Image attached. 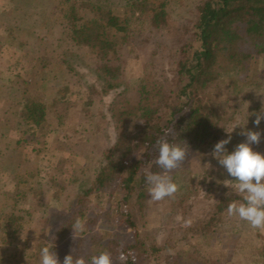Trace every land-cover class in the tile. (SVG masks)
<instances>
[{"label":"rangeland","instance_id":"obj_1","mask_svg":"<svg viewBox=\"0 0 264 264\" xmlns=\"http://www.w3.org/2000/svg\"><path fill=\"white\" fill-rule=\"evenodd\" d=\"M38 1L0 0V133L9 130L7 137L0 142V227L9 224L7 222L11 209L15 217H22L21 220H16L17 223L15 220L12 223L13 228L21 225L17 235L7 238L5 242L4 234H0V241L12 242L9 245L0 243V259L5 261L8 256L17 254V260L24 264H40V254L37 252L43 248L48 235L47 232L40 231L45 227V213L58 210L63 219H68L72 214V195L83 182L92 180L101 166V147L105 143L112 145L117 136L127 135L136 125L131 116H119V113L116 115L108 110L111 99L114 100L111 107L118 111H123L121 100L125 102L128 99L137 103L138 89L149 86L147 78L163 85L165 97L171 94L166 82L170 77V60L165 54L162 57H151L153 42L164 41L168 47L177 50V46L172 44V30L182 22L183 17L198 0H167L169 25L159 32L149 27V14L138 10L131 12L124 6V0H102L106 8L118 15L126 14L130 18L134 35L131 44L121 48L123 81L129 87V93L120 98L111 95L101 101L98 97H91L85 87V84L94 83V75L81 60L89 58L88 51L69 44L66 46L71 52L59 54L55 47L57 43H54L60 37L57 27H53V23L49 26L48 17L43 14L36 15L33 19L32 24L39 20L42 24L35 26V35L31 37V22H23L19 15L32 12ZM18 30L30 34L21 35L22 32H17ZM37 58L50 64V71L36 73ZM62 60L74 64L78 75L68 74ZM261 65L264 68L261 57L252 60L250 65L220 61L218 71L222 84L213 89V93L215 100L224 98L226 106L222 107L218 118V139L209 141V145L188 150L184 164L177 169L179 172L175 173L174 170L170 174L172 179L179 174L176 183L179 191L174 198L154 202L148 194L144 209L139 210L138 206H133V198L125 201L123 191L109 187L90 197V210L86 212V219L90 222L85 225L89 226L93 214L97 215L95 231L109 232L115 239H119L123 247L135 243L133 230L125 223L128 219L126 212L131 213L130 220L134 222L140 239L148 249L155 241L166 243L174 233L173 247L164 252L155 264H174L165 260L169 255L177 257L175 264H186L187 253L193 248L197 251L195 257L200 264H203V260L205 264H264V231L252 229L250 226L246 231H239L237 228L223 229L224 227H215L211 218L209 228L200 231L198 235L190 234L188 228L183 226L188 220L206 219L215 204V189L222 183L225 186L223 180L230 177L212 155L214 146L230 136V143L225 147L231 154L238 144L246 141L233 132V125L237 119H241V113L237 114L239 110L233 105L234 100L228 98L229 81L238 79L237 83L241 85L246 81L248 76L243 78L247 74L258 76L260 73L256 75L254 72H259ZM42 77L47 79L46 83ZM261 78L264 85V76ZM81 79L85 81L84 84ZM55 93L61 99L48 106L49 129L44 127L39 131L24 123L22 132L16 128L14 121L21 119L15 114H9V111L19 109L27 97L50 104ZM175 96V93L171 94L170 103L172 100L176 102ZM238 97L239 100L241 96ZM88 100L93 104L85 106ZM258 100L259 107L254 106L255 111L250 113L253 121L251 127H258V132L264 133V119L259 126L254 124L255 114L264 109V93L259 95ZM163 103L165 111V99ZM224 110L226 115L221 117ZM58 115L60 119L56 118ZM244 123L242 127L247 129V121ZM13 142H18V145L13 147ZM7 143L9 146H6ZM251 147L256 145L252 144ZM26 179L30 187L33 184V189L31 188L26 197H21L17 193L22 189L16 190L17 185ZM208 187L214 190L208 191ZM161 234L163 238L158 239ZM121 255L117 256V264H124L125 260H120Z\"/></svg>","mask_w":264,"mask_h":264},{"label":"trees","instance_id":"obj_2","mask_svg":"<svg viewBox=\"0 0 264 264\" xmlns=\"http://www.w3.org/2000/svg\"><path fill=\"white\" fill-rule=\"evenodd\" d=\"M124 1V6L131 12L138 10L149 14V27L154 31L159 32L169 25L167 0ZM102 2V0H39L35 3V9L32 12L19 15L23 22H31V24L36 15L43 14L48 17L49 26L53 23V27H57L60 36L54 41L57 43L55 47L59 50V54L65 55L71 52L66 46L69 44L88 51L89 58L81 60L94 75V83L85 84V87L91 97H98L100 101L111 95L120 98L129 93V87L123 81L121 48L131 44L134 35L130 27V18L126 14L114 13ZM125 13L128 12L125 11ZM172 32L174 34L172 44L177 46V50L168 47L164 41H154L151 57H162L165 54L169 58L170 77L166 79V82L171 90L169 93H175L176 102L172 100L170 103L171 94L165 97L163 85L148 78L149 86L141 87L137 91V103L128 99L125 102L121 100L123 111L112 108L114 100L111 99L108 110L115 112L116 115L119 113V116L121 114L131 116L136 125L127 135L117 136L112 145L105 143L104 147H101V166L95 177L88 182H83L72 195V214L68 219H63L58 210L45 213V227L43 226L40 231H45L48 235L43 247L52 248L60 264H63L67 255H73L74 258L83 257L86 262H90L92 256H98L103 252L111 255L113 264H117V256L120 254L126 257L124 264H155L164 252L173 247L174 233L170 235L166 243L161 244L155 241L150 244L149 249L146 248L134 222L130 220L131 213L128 212L125 213L128 218L125 223L133 230L134 244L123 247L119 239H115L109 232H96L94 226L97 215L93 214L89 226L85 225L90 222L86 219V212L90 210L89 199L94 193L116 187L117 190L125 193V201L133 198V206L143 210L149 187L145 175L147 172L162 171L154 163L159 155L158 140L166 139L170 144H178L190 150L209 145V141L218 139V118H220V110L226 106L224 98L223 100L221 97L219 100L214 99L213 89L222 84L218 65L220 61L250 65L252 60L260 57L264 61V0H198L183 17L182 22L174 26ZM61 62L68 74L78 75L74 64L71 65L67 60ZM35 66L36 73L50 71L51 67L40 58L36 59ZM258 70L259 72H254L256 75L260 73L258 76L247 74L243 78L248 76L246 81L241 85L237 83L238 79L229 81L228 98L234 100L233 105L239 110L237 114L241 113V119H239L241 128L237 127L233 132L245 139V136L240 135L241 132L259 130L258 127H251L253 121L250 117L255 111L254 106L259 107V95L264 93V85L261 81V76H264L262 65ZM45 77H42L44 83L47 81ZM84 82L82 80L83 84ZM56 95L57 93L54 94L55 98L50 104L33 97L24 99L19 109L9 111V114H15L22 121L16 119L13 124L21 132L24 128L23 123L39 131L44 127L49 129L48 106L54 105L61 99ZM238 96H241L239 100ZM164 99L167 102L165 111ZM92 104L93 102L88 100L84 105ZM225 109L227 110V107ZM224 114L226 115L225 110L221 113V117ZM59 116L56 118L60 119ZM244 121H247V129L242 127L245 125ZM166 130H170V134L166 135ZM7 132L0 133V142L7 137ZM11 144L14 147L18 145V142ZM255 145L256 147H252L253 151L257 150L264 155V133L261 132V142ZM6 146H9V143ZM178 172V170L175 171V173ZM178 175L174 176L173 182L177 183ZM226 180L235 183L233 177ZM19 183L16 190L22 189V191L17 194L26 197L31 188L33 189V184L31 183L30 187L27 179ZM212 188L208 187V191H213ZM215 192L217 193L215 204L212 211L206 215V219L201 221L187 219L191 222L187 227L190 234L198 235L200 231L208 229L209 218L215 223V227L246 231L249 225L238 218L229 217L226 211L233 201L243 202L242 195L231 184L226 187L223 183L215 189ZM21 219V216L15 217L11 209L8 226L0 227V234H4L5 242L7 238L19 233L21 225L18 224L13 228L12 223ZM77 219L84 222V230L74 234L72 227ZM0 240H2L1 237ZM4 241L0 243L7 245L12 243ZM37 254L39 255L40 251ZM196 255L197 251L193 248L190 253H187L186 264H200ZM169 256L165 260L175 264L177 257ZM17 257V254H13L5 261L0 259V264H24L18 261ZM202 262L206 263L204 260Z\"/></svg>","mask_w":264,"mask_h":264},{"label":"clouds","instance_id":"obj_3","mask_svg":"<svg viewBox=\"0 0 264 264\" xmlns=\"http://www.w3.org/2000/svg\"><path fill=\"white\" fill-rule=\"evenodd\" d=\"M254 124L259 126L264 119V109L259 114H255ZM142 123V122H141ZM240 127L239 120L234 123L233 130ZM170 130H166V135ZM240 135L246 137V141L236 146L235 150L229 154L226 145L230 143L231 137L221 140L214 146L212 155L218 163L226 169L232 181H224L226 187L231 184L235 190L242 195L243 202L233 201L226 209L229 217L238 218L246 222L252 229L264 231V155L253 151L251 145L261 142V132L243 131ZM159 155L154 163L162 170L159 173L147 172L146 183L149 185L147 191L151 201L159 202L165 198H174L179 191V185L173 182L171 173L179 169L185 162L188 147H181L178 144H170L166 139L157 141ZM190 221H185L183 226H190ZM73 232L83 231L84 223L77 219L74 223ZM163 234L158 237L162 239ZM123 254L120 260H125ZM40 264H60L57 254L52 248L47 246L40 250ZM63 264H113L111 255L103 252L98 256H92L90 262H86L83 257L74 258L67 255Z\"/></svg>","mask_w":264,"mask_h":264},{"label":"crops","instance_id":"obj_4","mask_svg":"<svg viewBox=\"0 0 264 264\" xmlns=\"http://www.w3.org/2000/svg\"><path fill=\"white\" fill-rule=\"evenodd\" d=\"M41 24H42V23H40V20L37 21L36 23H33V24H32V27H31V30H32V31L30 30L31 37H33V36L35 35V31H36V30H35V28H36L35 26H39V25H41ZM37 28H38V27H37ZM19 31L22 32L21 35H22V34H30V33H25L24 30H18L17 32H19ZM11 32H12V31H11ZM16 46H17V45H16ZM32 53H33V52H32ZM12 82H13V81H12ZM0 85H1V84H0Z\"/></svg>","mask_w":264,"mask_h":264}]
</instances>
